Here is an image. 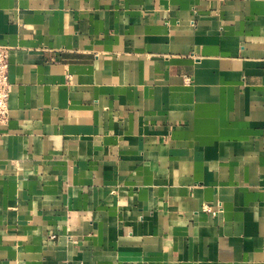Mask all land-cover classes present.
Listing matches in <instances>:
<instances>
[{"label": "crops", "instance_id": "obj_1", "mask_svg": "<svg viewBox=\"0 0 264 264\" xmlns=\"http://www.w3.org/2000/svg\"><path fill=\"white\" fill-rule=\"evenodd\" d=\"M0 44V264H264V0H0Z\"/></svg>", "mask_w": 264, "mask_h": 264}, {"label": "built area", "instance_id": "obj_2", "mask_svg": "<svg viewBox=\"0 0 264 264\" xmlns=\"http://www.w3.org/2000/svg\"><path fill=\"white\" fill-rule=\"evenodd\" d=\"M10 48L0 44V127L6 125L10 118L11 82L9 78ZM218 206V211H222Z\"/></svg>", "mask_w": 264, "mask_h": 264}]
</instances>
